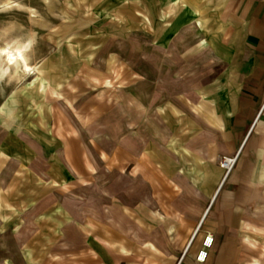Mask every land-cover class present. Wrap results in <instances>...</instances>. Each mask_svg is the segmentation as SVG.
I'll list each match as a JSON object with an SVG mask.
<instances>
[{"label":"crops","instance_id":"0c3cea01","mask_svg":"<svg viewBox=\"0 0 264 264\" xmlns=\"http://www.w3.org/2000/svg\"><path fill=\"white\" fill-rule=\"evenodd\" d=\"M226 18L240 46L223 60L237 63L232 101L221 110L203 95L208 101L183 114L166 135L142 141L132 169L142 150L156 155L137 174L131 170L121 183L100 181L90 206L70 201L78 220L97 227L94 242L73 238L80 250L92 243L97 262L199 264L201 242L213 232L205 264H264V0H229ZM221 156L237 161L228 174L216 175ZM108 206L116 211L114 222L105 216Z\"/></svg>","mask_w":264,"mask_h":264},{"label":"rangeland","instance_id":"374dc122","mask_svg":"<svg viewBox=\"0 0 264 264\" xmlns=\"http://www.w3.org/2000/svg\"><path fill=\"white\" fill-rule=\"evenodd\" d=\"M79 8L70 7L71 22L82 16ZM55 22L60 20L55 19ZM96 22L100 21H94L74 31L77 36L73 40L78 41L77 45L83 48L80 53L85 62L82 71L77 74L67 73L52 58H47L40 66L44 76L48 77L51 88L58 93V96L50 93L53 113L51 108L44 104L45 112L50 117L48 119L54 124V132L60 140L65 141V137L58 134V128H62V132L67 135L72 149L78 148V166L84 171L77 172V175L90 180L91 183H77L71 186L78 194L59 188H52L47 192V186L39 182V176L51 180L56 175L51 172L50 155L39 144H35L39 156L32 165L35 170L32 178H26V174L31 175L26 171L25 175L19 173L22 167L15 160L4 164L0 169V182L14 184L10 197L13 204L23 210L21 215L25 222L20 231L15 229L18 219L10 224L6 231L0 229V264H4L9 258L14 264H31L24 258L26 244L32 243L33 238L38 237L42 239V243H38L41 249L45 240L43 225L37 222L36 216L48 210L55 201H59L75 221L64 227L63 234L57 237L49 251L43 254L39 264H102V261L97 262L94 259L97 254L92 243L87 242L84 249L80 250L78 241L73 239L78 237L94 242L97 227L89 229L86 217L85 221L78 220L70 209V201L84 202L87 203L85 206H90L101 188L100 181L105 179L110 184L114 179L121 183L122 180L130 178L131 163L134 162V157H137L142 141L159 140L175 125L177 116L172 104L182 108L185 114L197 109L196 106H201V100L208 101L196 92L197 86L213 84L215 94L221 96L232 94L235 90V72L238 69L234 66L237 63L232 60L224 63L223 60L226 56L232 59V56L239 54V45L234 46L233 43L226 50L222 48L220 53L214 51L212 56H209L207 51L205 54H199L188 60L190 64L184 65L186 71L181 74L179 71L183 65L182 54L174 55L176 51L164 56L159 54L160 48L153 42V33L139 29L131 32L124 41H119L117 36L99 30L100 26ZM41 33L47 34L48 30L43 29ZM63 43L69 46V38L66 37ZM228 69L233 71L234 76L216 82L215 78H222ZM92 75L108 76L112 82L99 83ZM189 96L194 97L195 104L189 102ZM198 97L201 98L196 101ZM211 104L217 106L215 103ZM163 106L164 111L160 109ZM130 122L133 124L130 125ZM97 131L102 132L99 142L107 145L111 152L118 153L119 161L112 166V171L100 158L98 151L97 158L90 152L89 147L92 146L89 140ZM6 135L7 130L0 126V143ZM223 157L225 156H221L219 160L220 165ZM64 159L67 161L66 156ZM96 162V169H91L90 164ZM122 166H126V171H119ZM226 172L228 174V170ZM82 196L83 199H80ZM33 199H37L35 206L25 209L27 203ZM98 228L106 231L102 226Z\"/></svg>","mask_w":264,"mask_h":264},{"label":"bare ground","instance_id":"6f19581e","mask_svg":"<svg viewBox=\"0 0 264 264\" xmlns=\"http://www.w3.org/2000/svg\"><path fill=\"white\" fill-rule=\"evenodd\" d=\"M228 3L229 0H0V126L7 130L5 139L0 143V169L8 161L15 160L22 167L19 173L25 175L26 171L31 174H26V178H32L35 175L32 165L39 156L35 144H39L50 155L51 172L56 175L51 180L39 176L38 180L47 186V192L59 188L78 194L71 186L77 183L90 185V180L77 175V172L84 171L78 166V148L72 149L62 128H58L57 132L65 137V141L59 139L44 109L46 103L53 113L50 93L56 96L58 93L51 88L48 77L42 73V62L52 58L63 71L73 74L82 71L85 65L80 56L83 48L77 45L78 41L73 40L77 36L74 31L99 20V23L96 22L100 26L99 30L124 41L131 32L146 30L153 33V42L160 48L159 54L162 56L175 51L174 55L182 54L183 65L179 72L184 74V65L190 64L189 59L206 51L212 56L214 51L220 53L222 48L226 50L233 45L236 28L225 15ZM71 6L80 7L78 11L82 14L74 22L70 21ZM55 19L60 22H55ZM43 29L48 30V33L42 34ZM66 37L69 38V46L63 43ZM232 76L233 71L228 69L222 78H215V81L228 80ZM92 78L99 83L112 82L108 76L92 75ZM213 90V84L203 85L197 86L196 92L207 96L224 110L226 104L232 101V94L216 96ZM188 100L195 104L194 97L189 96ZM172 107L176 120H179L184 110L175 104ZM160 109L164 111L165 107ZM100 133L97 131L92 134L90 152L97 158L98 151L100 158L112 171L119 156L116 151L111 152L107 145L99 142ZM184 150L190 153L188 148ZM155 152L150 148L142 150L132 172L137 174L144 163L149 162V157L156 155ZM263 153L264 147L261 149ZM228 157L234 159V156ZM96 165L98 162L89 167L95 170ZM220 166L216 175L228 169L226 164ZM125 168L122 166L121 171H126ZM13 187L14 184L0 182V229L3 231L17 219L15 229L20 231L25 222L21 215L23 210L11 200ZM36 202L37 199L31 200L25 209L34 207ZM86 212L99 215L92 209H86ZM115 212L114 208L108 206L106 218L114 222ZM36 219L43 225L45 240L41 249L38 243H42V239L38 237L26 244L24 258L31 264H39L43 254L63 234L64 227L74 223L73 217L59 201L38 214ZM127 229L133 230V227L127 225ZM4 264L14 262L9 258Z\"/></svg>","mask_w":264,"mask_h":264},{"label":"built area","instance_id":"2783aa9c","mask_svg":"<svg viewBox=\"0 0 264 264\" xmlns=\"http://www.w3.org/2000/svg\"><path fill=\"white\" fill-rule=\"evenodd\" d=\"M237 161V157H234V159L229 158L228 156L223 157L222 159V165L226 164L228 165V172L229 170L232 169V167L235 165ZM204 221V218H203ZM203 221H201V224L203 223ZM201 226H199L200 229ZM215 244V235L213 232H208L206 234V236L203 238L202 242H201V246L196 254V261L199 264H205L212 252V249L214 247ZM184 256L186 254H183Z\"/></svg>","mask_w":264,"mask_h":264}]
</instances>
